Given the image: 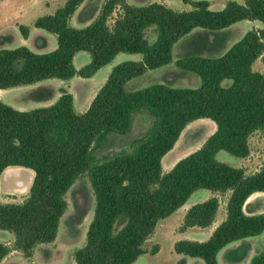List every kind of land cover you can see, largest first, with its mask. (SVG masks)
<instances>
[{
    "label": "trees",
    "instance_id": "1",
    "mask_svg": "<svg viewBox=\"0 0 264 264\" xmlns=\"http://www.w3.org/2000/svg\"><path fill=\"white\" fill-rule=\"evenodd\" d=\"M164 1L134 6L125 0H106L95 20L76 28L70 20L84 0H66L34 24L56 36V49L46 53L26 46L0 49V89L52 78H89L119 53L142 55L140 61L115 65L83 113L75 110L70 93H63L50 106L29 111L0 99V177L10 166L35 172L23 202H0V229L14 234V245L26 258L33 257L38 244L56 239L68 205L66 194L85 173L96 205L86 242L73 253L76 264H133L145 253L143 244L159 221L199 189L230 191L226 219L206 241H177V254L219 264L218 253L225 246L264 232V212L245 210L253 193L264 192V164L246 175L243 169L217 159L222 150L245 158L250 153V136L256 131L264 136V73L253 69L257 59L264 63V0L228 1L219 11L212 10L206 0H183L192 6L188 11L172 9ZM118 7L110 27L108 19ZM244 20L260 21L263 27L248 31L219 57L193 55L176 61L178 67L200 77L198 88L157 83L126 89L129 80L172 63L174 45L194 29L221 31ZM149 27L157 32L153 44L145 36ZM19 28L27 38L29 28ZM217 49L221 48L212 52ZM82 51L91 55V61L77 69L74 57ZM139 111L152 117L146 132L132 141L130 149L97 158L95 152L110 136L130 133ZM203 118L216 124L215 132L165 171L163 157L190 123ZM219 207L216 196L192 205L180 229L210 226ZM119 221L122 226L117 228ZM157 250L154 246L151 253ZM8 253L7 245L0 242V263ZM181 264H186L185 259ZM250 264H264V251L254 255Z\"/></svg>",
    "mask_w": 264,
    "mask_h": 264
},
{
    "label": "rangeland",
    "instance_id": "2",
    "mask_svg": "<svg viewBox=\"0 0 264 264\" xmlns=\"http://www.w3.org/2000/svg\"><path fill=\"white\" fill-rule=\"evenodd\" d=\"M65 1L66 0H0V49H14L20 46L27 47V45H29L35 53L49 52V43L51 40L57 45L56 36L38 28L39 31L34 32L31 40L25 42L19 26H16L17 22L19 24L22 23L20 20H16L17 13L19 10L23 9L24 11L22 12L26 14V18L31 13L30 18L28 17L24 24H22L26 26L30 23L29 19L37 18L44 14L54 13L57 7L64 5ZM158 1L159 0H125L126 3L134 6H145ZM206 1L209 2L210 8L214 11L222 10L228 1H237L239 3L244 2V0ZM105 2L106 0H84L78 10L74 13L70 23L76 28H84L88 26L98 17ZM164 4L175 10L188 11L192 9V6L183 0H165ZM119 12L120 8L118 7L109 17L108 25L110 27L113 26ZM262 27L263 23L260 21L244 20L221 31H209L202 28H196L174 45L172 63L154 70H148L143 75L129 80L126 84V89L128 91H135L157 83L177 88H198L201 84L200 77L196 73L178 67L176 65L178 59L188 58L193 55L209 58L219 57L235 43L239 42L248 31ZM145 36L149 44H153L157 38L156 28H147ZM44 38L48 40V45L41 46L40 41ZM215 48L221 49L212 52ZM134 57L141 58L142 60L141 54L122 52L119 53L111 63L117 65L124 61H136ZM90 61L91 55L88 52L82 51L76 57L75 67L81 69ZM111 63L107 64L110 72L115 66H111ZM253 69L264 73V63L261 58L255 61ZM106 73L107 69H101L96 75L89 78L75 76L69 80L58 78L47 79L46 84L51 88L39 89V91L34 94L41 95L45 93L51 95L52 92H62V94L63 92L70 93L74 96L73 98L75 99L77 106L84 105L83 107L85 108V105L92 101L99 88L103 85H101V83H103L102 81ZM21 95L22 94L12 93L10 94V100L3 98V102L12 107L16 106L18 105V101H22ZM27 107L29 106L24 108ZM30 110H32V108ZM27 111H29V109H27ZM151 123L152 117L146 111H139L134 116L133 126L130 133L124 136H110L108 141L95 152V156L101 158L110 152L130 149L132 141L136 137L142 136L150 127ZM215 130L216 124L208 118L198 119L190 123L181 133L172 151L163 157L162 165L164 170H171L175 163L180 159L198 150L202 146V143H204ZM249 146L250 153L245 158H237L222 150L217 153V159L233 167L243 169L246 175H252L258 172L264 164V136L260 131H256L250 136ZM175 157L176 159L173 161L174 165L172 163L169 164V161ZM27 178L28 176L25 173L18 177V179L23 182H26ZM20 187V191L14 194L4 195L2 197L3 202H23L29 195L30 187L26 188L25 185ZM211 192L212 191L208 189H199L191 195L188 202L193 205L203 202ZM217 195L218 196L216 197H218L221 206L217 212L215 222H219L223 217V212L226 209V202L230 196V191L217 193ZM263 199V197L260 199L258 197L255 201ZM66 200L68 204L67 209L61 219L56 239L50 243L38 244L34 249L33 257L30 259L26 258L21 251L16 249L14 245V234L8 230L0 229V242L6 244L9 248V253L0 264H28L30 261H34L37 264H76L73 253L86 242V234L93 219L96 205L93 188L86 173L82 174L71 186L66 194ZM263 209L264 208H259L257 210L261 211ZM254 210L257 211L256 209ZM180 212L181 211H178L160 220L156 233L145 241L143 249L147 251V253L142 259L145 263L173 264V259L171 257L176 253L171 242L182 239L178 238L181 237L179 232L174 230L176 225H178V219L181 215ZM121 226L122 221H119L117 228ZM158 245L162 246V251L159 254L153 255L154 253H151V250L154 246ZM261 251H264V234L250 237L249 241H242V243L236 247L234 252L236 258L243 261L246 260L247 256H250V254L256 255ZM244 264H247V260L244 261Z\"/></svg>",
    "mask_w": 264,
    "mask_h": 264
},
{
    "label": "crops",
    "instance_id": "3",
    "mask_svg": "<svg viewBox=\"0 0 264 264\" xmlns=\"http://www.w3.org/2000/svg\"><path fill=\"white\" fill-rule=\"evenodd\" d=\"M60 6H62V5H60ZM59 7H57L56 10ZM26 9H29V8H26ZM22 11H24V10L22 9V10H19L18 11V13H17V19H16V20H20V22H22V23L19 24L17 22L16 23V26H21L22 24H24L25 20H27L28 17L30 18L31 13L26 18V14L24 12H22ZM51 14H53V13H51ZM41 16H43V15H41ZM41 16H38L37 18H31V19H29V22L30 23H28L26 25V27L29 28V36L27 38H24L25 42H29L31 40L34 32L39 31L38 28H36L34 24H35V21L39 17H41ZM40 43H41V46L48 45V40L46 38H44L43 40L40 41ZM49 45H50L49 51L54 50L57 47V45H55V43H54L53 40H51V42L49 43ZM27 47L31 49V47L29 45H27ZM79 53H77L75 55V57H74V64H75L76 57L78 56ZM134 59H136V61H140L141 60V58H135V57H134ZM114 65L115 64H112L111 63V66H114ZM104 67H107V68H104ZM104 67H102L101 69H107V73H106L105 77L103 78V81H102L103 83H101V85L102 84L103 85L105 84L104 82H106V80L108 79L109 72H110L108 70V65H106ZM101 69H99L97 71V73L99 71H101ZM97 73H95V75ZM46 81L47 80H43V81H40V82L35 83V84L24 85V86L10 88V89H0V99L2 101L4 100L3 98H6V99L10 100V97H11L10 94H12V93L22 94L21 95L22 96V101H18V103H17L18 105L13 106L14 108H16L18 110H21V111H27V109L30 110L31 108L34 109V108H38V107L50 106V105L54 104L57 101V99L62 95V92H59V93H53L52 92L51 95L50 94H45V93H43L41 95L40 94H37V95L34 94L37 91H39V89L41 90V89H44V88H48V89L51 88L49 85L46 84L47 83ZM90 103L91 102H88L85 105V108H84L83 107L84 105L83 106H77L76 101L74 99V107H75L76 111L79 112V113L85 112L88 109V107L90 106ZM26 106H29V107L24 108ZM77 107H78V110H77ZM174 159H176V157L173 158V159H171L169 161V164H171V163L173 164ZM23 173H25L28 176L26 182H23L22 180H19L18 179V177L21 176ZM34 176H35V172L32 169L25 168V167H21V166H10V167H7L2 172L1 177H0V202L5 203V202H3L2 197L4 195H6V194H14V193L20 191L21 190V187L20 186L23 187L25 185L26 188L27 187H31V185L33 183V180H34ZM17 184L20 185V186H18ZM207 196H208L207 199H209L211 197L218 196V195H217L216 192H211ZM258 197H259V199L262 198V197L264 198V192H256V193H253L247 199V201L245 203V210L247 209V211L249 213H251V214L263 213L264 212V209L261 210V211H258L257 209L264 208V199L263 200H257V201H255V199H258ZM192 205L193 204H190L187 201L182 207H180L177 211L174 212V213H176L178 211H181L180 212V214H181L180 215V218L178 219V225H176V227H175L174 230L176 232L178 231L179 234L181 235V237H178V238H182V239H179V240H190V241H199V242L206 241V240H208L210 238V236L212 235L214 229L222 221H224L226 219V209L223 212V217H222L221 220H219V222H214L213 224H211L208 227H198V226H194V227H189V228H187L185 230H181L180 228H181L182 223H183V218H184L187 210ZM226 205H227V202H226ZM254 209H256L257 211H255ZM157 227H158V224H157ZM157 227H156V229H157ZM156 229H155L154 233H156ZM262 234H264V232ZM262 234H260V235H262ZM257 236H259V235H257ZM249 239H250V237H247V238H244V239H241V240H238V241H234V242L228 244L227 246H225L218 253L217 259H218L219 264H244V261H246V260H247V264H250V261H251L252 257L254 256V254H250V256H247L246 260L241 261V260H238L236 258L235 252H234L235 249H236V247L239 246V244L242 243V241H249ZM179 240H176V241H172L171 242L173 248H174V244L177 241H179ZM161 251H162V246L158 245V250L153 255L159 254ZM146 253H147V251H145V253L142 254L133 264H137V263H140V264H148V263H145L144 260H142L143 257H145ZM171 258L173 259V264H181V261L183 259H185L186 264H205V262L201 258H197V257H187V256H183V255H180V254H177V253L174 256H172ZM141 260H142V263H141Z\"/></svg>",
    "mask_w": 264,
    "mask_h": 264
}]
</instances>
